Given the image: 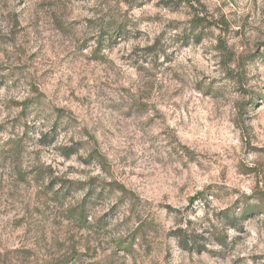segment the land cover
Wrapping results in <instances>:
<instances>
[{
  "label": "rangeland",
  "instance_id": "obj_1",
  "mask_svg": "<svg viewBox=\"0 0 264 264\" xmlns=\"http://www.w3.org/2000/svg\"><path fill=\"white\" fill-rule=\"evenodd\" d=\"M0 264H264V0H0Z\"/></svg>",
  "mask_w": 264,
  "mask_h": 264
},
{
  "label": "trees",
  "instance_id": "obj_2",
  "mask_svg": "<svg viewBox=\"0 0 264 264\" xmlns=\"http://www.w3.org/2000/svg\"><path fill=\"white\" fill-rule=\"evenodd\" d=\"M192 25H193L194 27H199V26H201V25L211 26L212 23L209 22V21L206 22V20L203 19V18H198V17H196V18L194 19V21L192 22ZM240 115H241V112H240ZM69 155H71V154H68V155H66V156H69ZM92 157H94V156H92ZM109 186H110V185H109ZM111 187H112V186H111ZM116 187H117V189H118L121 193H126V190H125L124 188L119 187V186H116ZM204 196H205V195H204ZM204 196L202 195V193H198V194H196V196L193 197V199H192L191 201H194V200H197V199H198V200H200V199H204V198H205ZM76 215H77L76 217H77L78 219H80V220H81V218L83 219V210H81L80 212H78ZM80 220H79V221H80ZM237 222H238V218H236V217H234V216L226 217V219H225V223L228 224L230 227H231V226H232V227H235V226L237 225ZM176 234H177L176 236L179 238V241H180V243H181V245H182V247H183L184 249H186V247H189L188 245H190V248H189V249H194V250H196V251H199V250H200V246H199L198 244H196V242H194L193 240H191V238H190L189 236L184 235V234H185V231H184V233H183L182 231L179 230ZM217 240H218V243H219L220 246H222V247L225 246L226 241H225L222 237H218ZM194 245H195V246H194ZM197 245H198V246H197ZM193 247H196V248H193Z\"/></svg>",
  "mask_w": 264,
  "mask_h": 264
}]
</instances>
